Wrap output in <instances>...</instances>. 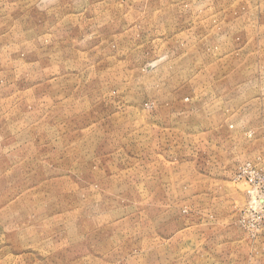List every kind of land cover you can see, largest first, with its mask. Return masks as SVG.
Masks as SVG:
<instances>
[{
	"label": "rangeland",
	"instance_id": "374dc122",
	"mask_svg": "<svg viewBox=\"0 0 264 264\" xmlns=\"http://www.w3.org/2000/svg\"><path fill=\"white\" fill-rule=\"evenodd\" d=\"M0 264H264V0H0Z\"/></svg>",
	"mask_w": 264,
	"mask_h": 264
}]
</instances>
